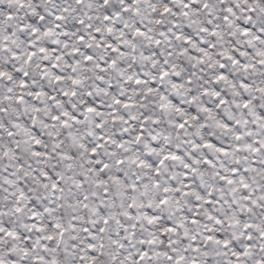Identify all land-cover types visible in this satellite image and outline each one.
<instances>
[{"label": "snow or ice", "instance_id": "obj_1", "mask_svg": "<svg viewBox=\"0 0 264 264\" xmlns=\"http://www.w3.org/2000/svg\"><path fill=\"white\" fill-rule=\"evenodd\" d=\"M0 264H264V0H0Z\"/></svg>", "mask_w": 264, "mask_h": 264}]
</instances>
